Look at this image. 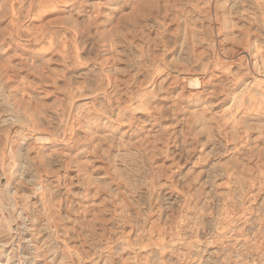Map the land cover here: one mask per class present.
<instances>
[{"label": "rangeland", "instance_id": "obj_1", "mask_svg": "<svg viewBox=\"0 0 264 264\" xmlns=\"http://www.w3.org/2000/svg\"><path fill=\"white\" fill-rule=\"evenodd\" d=\"M0 264H264V0H0Z\"/></svg>", "mask_w": 264, "mask_h": 264}, {"label": "bare ground", "instance_id": "obj_2", "mask_svg": "<svg viewBox=\"0 0 264 264\" xmlns=\"http://www.w3.org/2000/svg\"><path fill=\"white\" fill-rule=\"evenodd\" d=\"M182 80H183V78H182ZM204 80V79H203ZM193 86V85H192ZM195 86V85H194ZM252 89V88H251Z\"/></svg>", "mask_w": 264, "mask_h": 264}]
</instances>
